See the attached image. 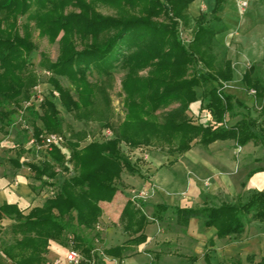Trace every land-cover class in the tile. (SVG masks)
<instances>
[{"label": "trees", "instance_id": "obj_1", "mask_svg": "<svg viewBox=\"0 0 264 264\" xmlns=\"http://www.w3.org/2000/svg\"><path fill=\"white\" fill-rule=\"evenodd\" d=\"M196 1L0 0V129L13 125L22 104L31 102L32 91L41 84L30 62V55L38 50L34 42L38 30L51 42L62 36L57 60L52 62L44 56L40 63L51 73L48 82L54 90L41 102L40 113L33 105L26 108L33 136L41 143V135L64 134L65 123L55 105L56 98L80 121H106L103 128L114 135L82 146L85 134L72 133L66 140L68 158L61 148L52 146L40 163H20L26 153L24 145L20 146V154L11 163L18 169L28 166L42 189L53 188L55 195L26 216L16 206L0 207V221L5 217L16 221L12 227L16 238L2 249L10 264H44L50 241L65 244L71 237L74 248L91 260V240L82 237L78 230L95 231L103 215L101 203L113 201L122 173H137L123 153L122 144L131 149L159 146L169 156L183 155L194 144L208 147L217 141L233 140L238 147L251 142L264 146V119L260 122L253 118L246 104L224 92L225 84L234 79L233 62L227 57L219 59L214 52L217 35L226 30L221 14L230 0H215L211 20L200 14L187 47L180 38V28L189 26V8ZM100 4L112 8L114 15L98 12ZM20 18H25V22L20 24ZM195 64H202L203 70L191 75ZM119 65L125 71V117L115 129L108 120L112 106L108 85L90 78L96 73L108 82ZM147 69L151 74L142 78L140 74ZM255 72V66L247 69L242 82L247 91H255V101L264 117V82ZM58 77L71 83L77 99ZM197 89L202 90L201 108L209 111L214 124L196 123L186 113L199 101ZM174 104L178 107L158 113ZM236 106L247 113L229 125L227 117ZM37 120L42 127L36 124ZM175 162L177 159L171 163ZM58 167L73 175L66 176L57 187ZM143 205L138 208L128 201L122 218L126 231L134 237L122 246L103 250L105 256L122 261L147 241L143 230L148 218ZM169 210L182 226L196 218L203 220L205 228H216L219 239L241 236L246 219L264 223V192H256L236 204L157 207L159 217ZM205 259L210 264L209 256ZM258 264H264V257Z\"/></svg>", "mask_w": 264, "mask_h": 264}, {"label": "rangeland", "instance_id": "obj_2", "mask_svg": "<svg viewBox=\"0 0 264 264\" xmlns=\"http://www.w3.org/2000/svg\"><path fill=\"white\" fill-rule=\"evenodd\" d=\"M211 2L212 0H198L190 6V24L186 29L181 28V32L183 31L181 40L187 47L189 45L188 42L193 38V28L196 18H198L201 13H206L207 19L211 20ZM97 10L105 16H113L115 13L112 8L104 4L98 5ZM221 18L226 30L216 37L214 52L219 59H223L224 57L230 59L233 62L234 67V79L231 83L225 84L224 92L236 96L240 101L247 104L251 110V116L262 122L264 117L261 115L260 108L255 101V94H253L252 91H247L245 89L242 82V75L251 66H255L256 77L264 82V0H232L226 6L225 11L221 14ZM23 22H25V18H20V24ZM32 25H34V23H32ZM61 36L56 42H51L48 37L41 36L40 31L37 30L34 33V42L37 44L38 50L30 55V62L34 66V70L40 78L41 84L32 91L33 96L31 103L39 113L41 102L54 90V87L48 82L51 73L46 70V68H42L40 63L44 59V56L52 62L57 60L59 56L58 41ZM201 65L202 64H199L198 66L196 64L193 65L190 69L191 75L203 70ZM150 74L151 70L147 69L143 71L140 76L142 78H147ZM124 77L125 71L121 68V65H119V67L112 72V78L108 82L105 77L96 73L90 78L91 81L102 82L103 86L108 85L106 88L110 94L112 102L109 112L110 117L108 120L115 129L125 117L123 106V96H125V94H123L122 90ZM58 79L61 85L66 89H70L74 98L77 99L78 96L75 94L71 83L66 78L58 77ZM197 93L199 101L196 104L193 103L189 107L186 112L188 117L196 123L214 124L209 111L201 108L202 90L197 89ZM54 102L65 123L64 134L57 135H61L65 139L63 151L67 157L70 155V150L66 148V140L70 138L72 133L83 132L85 134L82 146H85L92 141H104L105 139L114 137L111 130L103 128L106 121L98 120L97 118L92 119L90 122L80 121L66 110L59 98H56ZM27 104L28 103L22 104L19 114L14 117L12 126L0 129V161H9V158H12V155L15 156L13 151L19 153L21 149L20 146L22 145H24L26 151L29 150L27 151L28 153L23 154V158L27 163H40L46 156V148L42 144L40 146L41 149L39 150L34 146L30 147L29 145V140L32 136V125L29 122V117L27 115ZM177 107L178 105L174 104L168 109L160 110L158 113L169 111ZM246 113L247 111L236 106L234 112L227 117L228 124L233 125L237 123ZM36 124L42 127L40 120H37ZM121 149L138 172L133 178L125 173L124 179L133 185L136 181H139L140 177L146 179L148 182V185L143 188H137V186L134 185L135 187H131L133 190L123 193L124 196L130 199L134 198L140 206L141 203H146L148 206L151 205L158 198V192L161 190L159 182L163 180L161 176H155V169L160 164H165L167 161L172 160V158L168 156L166 149H161L159 146L142 147L135 150L122 144ZM251 151H254L255 154V167L264 166V146L255 145V149L250 146L245 152L248 153ZM236 153V155H240V149H237ZM250 154L251 153H249V155ZM251 158L250 155V159ZM57 171L58 176L55 180L57 187L61 185L66 176L73 175V173L66 174L62 167H58ZM171 178L172 177L170 176L169 179ZM39 188L42 189L41 183H39ZM42 190H45L46 194H50L49 196L54 192L53 188H43ZM245 200L246 198L243 201ZM104 211L105 214H107L105 215L106 219H102L95 231L89 232L84 230L80 232L82 237L91 240L93 254H95L94 260L87 261L84 264H118L117 261L109 259L103 254L105 247L103 237H106L109 229L114 233L117 241L124 240L128 237V234L123 230V225L120 219H118V215H115L112 210L107 207H104ZM143 212L150 216L153 213V209L146 207L143 209ZM164 216L163 221L155 220L153 222V219L151 218L150 221L152 222L153 229L148 232L151 239L148 244L142 245L143 250H162L164 257H161L159 260L160 262L158 261L160 264H205L203 257L205 253H208L211 256L213 264H258L264 256V224L257 222L254 223V221L249 218L245 220L246 231L242 238H245L246 236V242L248 245L250 244V246L249 249L245 251L248 253L242 254V257L238 259L236 257L230 258L226 253V247L232 244L230 241H228L227 246H224L222 253L219 252L220 255L216 256L215 250L210 248L208 242L187 241L189 238L183 236L187 235L186 230L178 226L175 218L172 217L170 212ZM198 226L200 227V225ZM198 226L196 225L195 231H197ZM200 228H203V226ZM197 234L198 233L195 235ZM175 239H177L176 243H174ZM178 253L183 255L184 258L180 257ZM187 255H191L193 258H196L197 261H186L185 256ZM147 260V256L141 255L128 261V264H143L147 262ZM149 264L153 263L150 262Z\"/></svg>", "mask_w": 264, "mask_h": 264}, {"label": "crops", "instance_id": "obj_3", "mask_svg": "<svg viewBox=\"0 0 264 264\" xmlns=\"http://www.w3.org/2000/svg\"><path fill=\"white\" fill-rule=\"evenodd\" d=\"M231 1L232 0H230L226 6ZM211 3L213 10L215 6V0H212ZM193 4H191V6ZM181 28L186 29L187 27L181 26ZM181 28L180 38L183 35ZM192 40L193 38H191L188 43L190 44ZM250 146L255 149V144L253 142L247 144L244 147H238L233 140L217 141L208 147H205L201 144H194L192 149L183 155H168L170 158H172V160L167 161L165 164H160L156 167L154 172L155 176H161L163 178V180L159 182L161 190L158 192V198L149 206L144 203L142 208V211L146 207L153 209L152 215L149 216L146 214L148 220L143 232L147 236V241L142 245L148 244L150 242L151 238L148 235V232L150 230L152 231L153 229V225L151 224L152 222L150 221L151 218L153 219V222L154 219L156 221H163L165 217L164 215L170 212L172 217L175 218L178 226L186 230L187 235L183 236L185 238H189L187 241H198L202 243L208 242L210 248L215 250L216 256L220 255L219 252L222 253L224 246H227L228 241H230L232 244L226 247V253L228 257H236L240 259L242 254H247L248 252L245 251L249 249L250 244H247L246 236L245 238H242L245 232L241 236L233 235L225 239H219L216 237V228H205L203 226V220L194 218L190 220L188 226H182L178 223L176 215H174L171 210L161 214L159 217V214L157 213V207L166 205L169 207H179L185 209L201 207L205 203L209 204L210 206H220L224 203L236 204L247 201V199L256 192H264V166L255 167L254 151L248 153L245 152ZM57 147L61 148L63 151V145ZM237 149H240V155H236ZM27 151L26 153H28ZM13 153H15V156L12 155V158H9V161H0V207L5 204L16 206L19 211H21L23 215L26 216L31 212L32 209L36 207H42L46 200L50 197H53L55 194L53 196L52 194L49 196L50 194H46L45 190L39 188L40 182H37L33 179V173L28 166L24 165L20 169L15 168L10 160H15L20 152L18 153L17 151H13ZM249 153H251V159ZM175 159H177V162L171 163ZM24 162L26 161L22 155L20 157V163ZM258 169H262V171L255 173V170ZM125 173L129 174L131 178L138 174V172L136 174H130L127 171L122 173L121 179L117 182L119 191L114 197L113 201L110 203H101L103 215L100 219V222L102 219H106L105 215L107 214H105L104 207L111 209L115 215L119 216L118 219H120L123 225V230L128 234V237L122 241H117L116 236H114V233L109 229L106 237H103V243L105 244L104 250L122 246L130 238L134 237H131L130 232L126 231L125 227L127 224L122 218L124 208L128 201L131 200L130 198L124 196L123 193L133 190L131 187H146L148 182L146 179L140 177L139 181H136L134 186L124 179ZM170 176L172 177L171 179H169ZM245 198L246 200L243 201ZM255 222L264 224L258 221H254V223ZM15 224L16 221L14 219L7 217L0 221V264H10V261L4 256L2 249L6 245L11 244L16 238V236L12 233V227ZM196 225H200V227L203 226V228L198 226L197 231H195ZM81 231H84V229H79L78 233L80 234ZM195 232L198 234L195 235ZM176 240L177 239H175L174 243H176ZM142 245L136 249L135 253H128V255L124 257L122 261L118 258H108L117 261L118 264H128V261L133 260L137 256L145 255L148 257V260L143 264H149L150 262L153 264H160L158 261L161 259V257H164L162 250H143ZM70 248L71 244L68 239L65 240V244L50 241L48 248L49 251L45 255L44 264H69L66 258ZM178 255L184 258L183 255L179 253ZM206 256H209L210 264H213L211 256L208 253L203 255L205 264H207L205 259ZM185 257L186 261H197V259L193 258L191 255H187ZM94 258L95 254L92 255L91 260L85 257L86 261H92Z\"/></svg>", "mask_w": 264, "mask_h": 264}, {"label": "built area", "instance_id": "obj_4", "mask_svg": "<svg viewBox=\"0 0 264 264\" xmlns=\"http://www.w3.org/2000/svg\"><path fill=\"white\" fill-rule=\"evenodd\" d=\"M252 93L255 94V91H252ZM31 105H32V103L29 102L27 104L26 108L31 106ZM40 139H41V143H39V141L32 134V136L29 140L30 147L34 146L37 150H39V149H41L40 146L42 144L46 148V150H51L52 146H60V145H63L65 142L64 137L61 135H57V134L41 135ZM51 194L53 196L55 193L52 192ZM131 201L138 208H141L140 204L137 203L134 198H132ZM70 239H71V241H70L71 248H70L69 253L67 254V258H66L67 262L69 264H84L87 261L83 255V253H81L80 251H78L74 248L73 243H72V237Z\"/></svg>", "mask_w": 264, "mask_h": 264}]
</instances>
